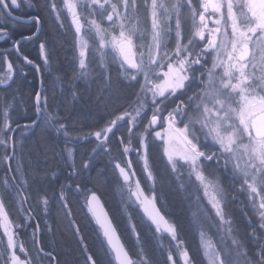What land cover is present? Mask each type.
I'll use <instances>...</instances> for the list:
<instances>
[{
    "label": "snow or ice",
    "instance_id": "snow-or-ice-1",
    "mask_svg": "<svg viewBox=\"0 0 264 264\" xmlns=\"http://www.w3.org/2000/svg\"><path fill=\"white\" fill-rule=\"evenodd\" d=\"M49 27L70 28L73 48L51 95L44 71L60 42ZM0 43V264H79L71 250L63 261L57 251L67 245L49 222L54 200L84 264H264V0H0ZM26 68L39 76L31 105L21 91ZM93 84L87 103L99 119L90 107L58 114L65 88L74 110ZM78 142L88 143L79 163ZM173 179L199 229L196 252L158 191ZM106 185L120 197L123 230L104 202ZM73 193L96 225L99 254L75 218ZM238 194L247 200L243 234L229 211ZM207 221L222 232L219 246L206 238ZM29 228L30 247L21 239Z\"/></svg>",
    "mask_w": 264,
    "mask_h": 264
},
{
    "label": "trees",
    "instance_id": "trees-1",
    "mask_svg": "<svg viewBox=\"0 0 264 264\" xmlns=\"http://www.w3.org/2000/svg\"><path fill=\"white\" fill-rule=\"evenodd\" d=\"M27 14L25 12L23 15ZM190 20L185 21V27L190 26ZM45 24L46 26L54 25V21L48 17L45 16ZM20 31H24V28L21 27ZM48 34L49 36H55L56 39L60 42L55 45L56 52L54 55V64L52 66V70L49 71L47 68L44 71V79L45 82L49 88V95H51V89L53 87H56L57 92L59 93L60 86L58 84H54L55 77L57 75H63L66 78V75L69 74L70 69L72 68V62L71 57L73 55V48H72V31L69 28L67 32L60 30L58 28H48ZM138 40V38H137ZM6 45L1 44V47H5ZM25 52H27L30 57L33 59L38 58V51L37 49L31 45V44H25L24 47ZM110 59V57H109ZM37 62L42 63L41 61L37 60ZM95 67V65H93ZM113 69H115V65L112 66ZM25 71L28 72L27 82L25 83V101L27 104L31 105V97L29 96V93H31L34 89L39 87V76L33 72L31 68H26ZM113 78H116V72L113 71ZM76 86L83 90L84 88V82L82 80L76 81ZM96 90V85L93 84L92 88L90 89L89 93H84V99L75 106V109H72V106L69 104L70 97L67 96V89L65 88V93L63 97V101L58 106V114L60 116L68 115L69 111H72V115H75L76 111H79L80 109L87 110L89 107L91 108V116L95 119H99L101 115H103L102 112H97L94 105H88L87 103V96L89 94L94 95ZM31 114V113H29ZM71 119V117H69ZM58 144L62 146V141H58ZM88 148L87 142H78L77 145V162L79 163L81 159L82 153L86 152ZM114 155H116L114 153ZM27 158V157H26ZM49 163H52L49 161ZM97 165H103L107 164V158H101L97 160ZM164 160L158 159L157 160V168L160 170L164 169ZM139 167H137L138 169ZM3 169L0 168V174L3 173ZM109 175L112 180H115L114 176H111V166H109ZM143 180V178H141ZM91 187V185H89ZM160 194L163 196V198L167 201V211L173 216L180 220L181 224L183 225L182 228V234L184 235L187 246L190 248L191 251L196 252L199 245V233L197 232V229L195 228V224L192 223V213L188 212L185 209V202L178 196V191L175 190L173 186L169 188V185L165 186L163 191H160ZM168 194V196H166ZM102 195L104 202L106 204V207L110 210L111 214L116 216V222L121 226V230H123V226L125 224V217L120 214V197L118 195L117 190L110 186L106 185L105 189L102 190ZM73 204V211L76 213L75 218L79 222L82 232L86 237L87 243L89 244L90 250L94 253L99 254V247H100V240L97 236V228L96 225L91 222L90 218L86 215V209L83 207V197L79 193H73L71 195ZM59 207L58 202L54 200L53 202V214L50 218V223H53L56 228V239L57 243H60L61 240H63L67 247L66 248H57V251L60 253L62 261L66 258L67 252L71 250L72 257L76 260H78L79 264H84V256L80 252V246L77 242V239L72 236L71 231L68 227V221L67 220H57V212L56 209ZM247 209V200L245 199V196L243 194H238V199L234 205H230L229 211L233 214V216L236 218V222L240 226L241 233L243 234L249 229L247 218H245L241 214V209ZM255 222V218H253V223ZM218 235L221 236L222 233L218 229ZM31 229H27L22 232L21 239L26 240L28 243V246H31ZM51 239V235L49 234L45 238V243L47 244L49 240ZM123 239L131 246L132 244V238L129 234L125 233ZM248 242L250 246H253V242L251 238H248ZM149 249L150 251L154 252L157 259L160 261H163V256L159 253L158 250H156L155 247V241L150 240L149 241Z\"/></svg>",
    "mask_w": 264,
    "mask_h": 264
},
{
    "label": "rangeland",
    "instance_id": "rangeland-1",
    "mask_svg": "<svg viewBox=\"0 0 264 264\" xmlns=\"http://www.w3.org/2000/svg\"><path fill=\"white\" fill-rule=\"evenodd\" d=\"M237 11H238V9H236ZM209 15L211 16L212 14L211 13H209ZM212 18H216V17H212ZM210 22H211V27H213L214 25L212 24V20L210 19ZM118 31H119V29H117L116 30V34H118ZM92 41H90V43H91ZM96 43H98V41H96ZM137 43H139V39L137 40ZM105 51H107V52H109L110 53V55H111V50L110 49H105ZM164 70H166V69H164ZM26 89H25V86L21 89V91H22V93L24 94V93H26V91H25ZM25 95V94H24ZM157 144H159L160 142L159 141H157L156 142ZM165 161H164V166H165ZM186 178V177H185ZM173 183V182H172ZM172 183L169 185V188H171V186H172ZM166 186V185H165ZM165 186L162 188V189H159L158 191H159V193H160V191H163L164 190V188H165ZM167 187H168V185H167ZM166 196H168V194L166 195ZM202 196V195H201ZM202 203L204 204V206L206 207V208H209L210 209V206L207 204V201L206 200H203L202 201ZM191 208V207H190ZM196 227V229H197V232L199 233V229H198V226L197 225H195ZM204 231H205V234H206V238L207 239H209V240H211L214 244H216L217 246H219L220 245V243H221V236H219L218 235V229L216 228V227H214L213 226V223L211 222V221H207L206 223H205V225H204ZM222 233V232H221Z\"/></svg>",
    "mask_w": 264,
    "mask_h": 264
},
{
    "label": "flooded vegetation",
    "instance_id": "flooded-vegetation-1",
    "mask_svg": "<svg viewBox=\"0 0 264 264\" xmlns=\"http://www.w3.org/2000/svg\"><path fill=\"white\" fill-rule=\"evenodd\" d=\"M25 12H27V8H26V7H23V8H21V9L17 12V14H18V15H23ZM209 26L211 27V22H210V20H209ZM1 44H2V43H0V47H1ZM137 171H138V173H139V168L137 169ZM141 178H143L142 175H141ZM172 182H173V183H172V186L175 188L176 191H178V190L176 189V181L173 179ZM201 195H202V193H201ZM178 196L183 200V202H185L184 194H183V193H181V192L178 191ZM185 209H186L188 212L192 213V209L190 208V204H189V202H188L187 200H186V202H185Z\"/></svg>",
    "mask_w": 264,
    "mask_h": 264
}]
</instances>
